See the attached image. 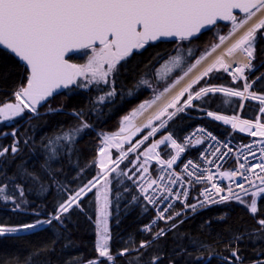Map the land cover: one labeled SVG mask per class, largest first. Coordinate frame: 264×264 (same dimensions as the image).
I'll list each match as a JSON object with an SVG mask.
<instances>
[{
    "label": "snow or ice",
    "instance_id": "1",
    "mask_svg": "<svg viewBox=\"0 0 264 264\" xmlns=\"http://www.w3.org/2000/svg\"><path fill=\"white\" fill-rule=\"evenodd\" d=\"M261 13H264V0H0V62L18 58L22 77V86L13 93L16 102L0 106V122L11 124L16 118H23L25 112L31 114L29 121L62 112L79 121L77 127H61L55 135L41 138L46 143L41 145L43 157L39 172L29 171L25 162H21L16 166V172L9 176L5 165H10L23 148L16 129L0 134V139L8 135L13 137L10 145L0 146V202L5 206L11 203L13 213H27L25 206L30 201L26 192L32 189L24 183H17V180L39 184L38 195L43 196L49 191V186L42 182L47 176L51 177L56 189L51 212L33 211L34 222L16 225L0 222V241L25 239L21 233L32 236L46 232L54 227L55 222L59 225L55 229V239L51 241L55 245L64 235L59 229L67 230L65 221L71 220L73 211L87 214L83 204L92 193L96 202L95 251L98 255L84 264H116L117 256H131L127 264H144V253L140 250L146 251L154 244L159 248L157 241L184 223L181 217L187 218L188 209L195 213L209 205L235 200L255 215L258 204L264 202V122L261 119L264 116V94L252 90L261 78L249 81L248 73L255 70L253 61L257 43L264 40V15L251 23ZM225 27L228 29L226 33L221 31ZM205 32L213 33L214 42L200 50L198 45L194 46V41L199 40ZM233 37L236 38L232 40ZM229 40L232 42L224 47ZM156 43H170L175 47L167 53H157L154 62L146 65L155 68L153 79L146 78L148 72H144L125 93L118 85L120 69H126L133 55H142L144 50L155 47ZM237 54L244 60H237ZM77 55L86 56V61L70 62ZM176 70L180 74L171 79ZM221 73L230 76L233 85L243 81L242 89L213 83L223 78ZM24 74L26 84L23 83ZM161 83L162 88L159 86ZM182 83L179 91L172 94ZM92 90L100 94L91 97L86 107H74L71 112H66L63 105L53 108L50 104V98L55 95ZM143 90H150L151 98L140 102L124 115L117 131L97 132L95 124L89 122L90 115L102 120L105 107L112 105L108 107V114H111L116 106H122L126 99L135 98ZM218 93L224 97H238L242 101H259L261 115L253 121L208 110L207 106ZM224 102L229 103L228 100ZM45 104L49 106L42 113L40 109ZM149 110L153 111L147 120L137 124V119ZM192 110L230 125L233 131L261 139L237 146V167L223 170L222 162L234 152L232 139L220 141L201 126L186 135L183 142L178 140L172 124L181 114L190 117ZM144 130H147L146 134ZM90 132H96L99 139L96 156L80 167L76 145L80 138ZM138 133L142 134V138L133 142V137ZM158 134H161L159 139L152 140L141 150L146 141ZM29 139L24 140L25 147ZM205 144L207 147L201 149L197 160L184 162L186 150ZM113 149L118 153L115 157ZM31 155L39 157L34 150ZM65 156L73 169L79 170L71 180H58L56 174L61 169H54L53 163L60 162ZM73 156H76L75 161ZM249 156L257 162L250 163ZM204 165H214L215 173ZM174 166L180 171L177 172ZM93 168L97 171L91 175ZM89 175L91 179H88ZM217 176L220 181L216 180ZM253 177L259 184L254 182ZM225 179L229 181L227 188L221 186ZM245 182L252 189L251 192L245 187ZM73 184L75 187H72ZM197 185L207 186L201 188L194 198L195 203H188L190 189H195ZM125 194L131 196L126 211L139 206L140 215L143 216L151 209L155 210V216L141 229L144 233H151L152 238L141 241L138 247H125L114 255L110 250L109 231V217L113 213L109 209L112 207L119 212L121 201L126 199ZM249 195L250 202L245 199ZM177 201L183 207L169 214ZM42 216L45 218L41 219ZM159 221H163L167 227L152 232ZM257 224L258 229L232 236L226 248L232 244L237 247L231 248L230 256L216 254L213 250L207 259L196 256V264H211L213 258L221 264H233V258L235 264H244L238 245L245 235L264 239V218L258 219ZM204 226H208L207 223ZM64 238L67 240L66 236ZM127 242L134 244V235H130ZM70 243H65L64 249H68ZM200 246L210 247L203 243ZM39 254H30L25 264H32L33 257ZM256 255L258 259L252 264H264V258H259L264 257V253L257 251ZM161 259L162 254L153 255L147 264H159ZM67 264L76 262L69 260Z\"/></svg>",
    "mask_w": 264,
    "mask_h": 264
},
{
    "label": "trees",
    "instance_id": "2",
    "mask_svg": "<svg viewBox=\"0 0 264 264\" xmlns=\"http://www.w3.org/2000/svg\"><path fill=\"white\" fill-rule=\"evenodd\" d=\"M221 31L226 33L228 29L225 27ZM213 42V33L205 32L199 37V40L194 41V46L198 45L200 50H203ZM174 47L170 43H156L155 47H148L147 50H144L142 55H133L129 59L126 69L123 67L120 69L119 87L126 93L144 72H148L146 78L153 79L155 68L146 67V65L154 62L153 58L157 53H167ZM197 55H199V52H197ZM255 56L253 64L256 68L253 72L248 73V79L249 81H256V78L260 77L261 79L256 81L252 90L259 94H264V40L258 41ZM71 61L83 63L84 56H73ZM156 66L158 67L159 65ZM179 74V70H176L171 79H175L176 75ZM220 75L223 78L214 80L213 83L242 88L240 82H238V85H233L229 76L225 73H221ZM21 81V68L18 59L0 62V102L6 99H13L14 91H16L19 85H22ZM25 82L26 74L23 77V83ZM153 82L155 83L154 80ZM159 86L162 88L163 83ZM99 94L94 90L90 92L82 91L72 95L60 94L51 98L50 104L53 108L63 105L66 112H71L74 107H86L90 98ZM150 98L151 91L143 90L135 98L126 99L122 106H116L111 114H108V107H112V105L105 107L103 110L104 118L102 120H97L95 115H90L89 122L95 124L97 132L105 131L111 133L117 131L121 118L140 102ZM225 100H228L229 103H225ZM116 101L117 105H119V97L116 98ZM242 103L243 108L241 107ZM242 103L236 98L216 94L215 99L207 106V109L212 111L218 110V113L224 114H236L239 111L242 117L255 118L259 104L251 100H243ZM48 106V104H45L40 111L44 113ZM30 115V113H26L23 118L17 119L9 125L0 123V134L8 133L13 129L17 130V138L23 148V151L17 155L10 165H5L9 176L16 172V166L21 162H25V166L29 171L35 170L39 172V164L42 163L43 157L41 145L42 143H46V140L42 141L41 138L55 135L61 127L67 129L68 127H77L79 125V121L74 120L71 115H64L63 112L43 115L39 119L29 121L28 117ZM198 124L205 125L220 136L226 135L230 129L229 125H224L221 121H215L210 117H206V115H201V113L195 110L190 111V117L181 114L174 120L172 127H174L178 134V140L181 142L186 132ZM25 139H29L26 147L23 144ZM12 140L13 137L8 135L6 138L0 139V146L10 145ZM98 145L99 139L96 136V132H90L79 139L76 148L79 150L80 167H83L85 163L95 158ZM33 150L39 154L38 158L31 155ZM168 151L171 152L172 150L169 148ZM194 152L195 148L186 150V154L183 157ZM164 158L167 157L165 156ZM9 159H11L10 153ZM73 160H76V156H73ZM53 168L61 169L56 174V179L58 180H65V178L71 180L79 170L78 168L73 169L68 163L66 156L60 162H54ZM96 171L97 169L93 168L91 175H94ZM91 175L88 176V179H91ZM42 182L49 186V191L43 196L38 195L40 191L39 184L17 180V183H24L32 189L30 192H26L27 199L30 201L25 206L27 213H13L11 211V203L5 206L3 202H0V222H6L11 225H16L20 222H34L35 217L31 215L33 211L51 212L56 200V189L51 183V177L45 176ZM72 187H75V184ZM16 195L18 197L19 193L17 192ZM125 195L126 199L121 201L119 212H116L112 207L109 209L113 213L109 217V231L111 234L110 250L114 255L125 247H138L141 241L152 238L151 233H144L141 231V227L148 224L154 217L153 210L151 209L143 216L140 215L141 209L139 206H133L126 211L125 207L131 196ZM195 197V194L190 196L188 203L194 202ZM83 207L87 214L79 210L73 211L71 213V220L65 221L67 230L64 228L59 229L64 235L57 240L55 245L51 244V241L55 239V229L59 228V225H56L55 222L54 227L49 228L46 232L32 236H28L27 233H21L20 235L25 236V239L0 241V264H25L26 258L34 252H39L40 254L33 257L32 264H67L69 260L76 262V264H84L88 259L96 257L98 254L95 251L97 226L94 193L89 194L88 198L84 201ZM117 217L119 218V222H117ZM40 218L43 219L45 217L42 216ZM260 218H264V202L258 204V212L255 215L251 214L245 205L237 201L212 205L200 209L195 213H189L188 211L186 219L181 217V219H184V223L180 224L177 229L169 232L166 237H162L157 241V244L160 245L159 248L154 244L146 251L144 249L140 250L144 253L142 261L144 264H147L153 255L162 254L159 264H170V262L171 264H196V256L201 255L206 258L213 250L216 254L230 256L231 248L237 247L236 244H232L226 248L232 236L237 233L243 234L246 230L251 232L252 229H258L257 220ZM206 223L208 226L202 227ZM160 227H167V225L159 221L157 227L152 229V232L157 231ZM130 235H134V244L127 242ZM65 236L67 240L64 238ZM253 240H255V243H253ZM69 241L71 242L70 247L64 249L65 243ZM192 241H197L198 243L193 244ZM200 243L209 245L210 247H201ZM238 247L239 254L244 258V263L253 262L258 259L256 255L257 251L264 253V239H256L255 236L245 235L244 239L239 242ZM132 255L134 256L135 253ZM129 259H131V256H117L116 264H127ZM211 264H221V262L213 258ZM233 264H235L234 258Z\"/></svg>",
    "mask_w": 264,
    "mask_h": 264
},
{
    "label": "built area",
    "instance_id": "3",
    "mask_svg": "<svg viewBox=\"0 0 264 264\" xmlns=\"http://www.w3.org/2000/svg\"><path fill=\"white\" fill-rule=\"evenodd\" d=\"M256 101H257V100H256ZM258 102H259V101H258ZM258 115H261V114L259 113V110H258V112H257L256 117H257ZM229 116H232V115H229ZM236 116H239L241 119H246V118H242L239 114H236ZM256 117H255V119H256ZM262 117H264V116H262ZM262 117H261V119H262ZM255 119H252V120L255 121ZM249 120H250V119H249ZM262 122H264V121L262 120ZM201 126L205 127V128L207 129V131H210V132H212L214 135H216L220 141H224L226 138H228V139H232V140H233V144H232L231 146L233 147L234 152H233V154H231V155L229 156V158H228L226 161L222 162V164H223V170L235 169V168L237 167L236 158H235V148H236L237 146H239V145H241V144L247 145L248 143H250V142H252V141H254V140L261 139V138H259V137H250V136L247 135V133H240V132H238V131H233L232 128H230V131H229L226 135H224V136H220V135H218L217 133H215L214 131H212V130H210L209 128H207V127H206L205 125H203V124H199V125H196V126L190 128V129L186 132L185 136L188 135V134H190V133H192L197 127H201ZM229 133H231V136H229ZM235 133H237V134H235ZM185 136H184V137H185ZM184 137H183V140H184ZM182 142H183V141H182ZM203 147H207V144H205V145H203V146H200V148H195V152H194L193 154H190V155H188V156L183 157L184 162H186L188 159L197 160V159L199 158V156H200V151H201V149H202ZM222 150H223V151H226V149H222ZM257 156H259V152H258V151H257ZM212 158H213V157H209V159H212ZM248 159H249L250 163H256V162H257V160L253 159V157H251V156H249ZM240 162L242 163V162H243V159H241ZM178 163H180V161H178ZM204 166H205V167H209V168H211L212 171H213V173H215V171H216V167H215L214 165H204ZM181 167H182V165H181ZM174 169H175V166H174ZM175 170H176L177 172L180 171V169H175ZM150 174H151V173H150ZM185 179H187V178H185ZM216 180H217V181H220V178L217 176V177H216ZM253 180H254V182H255L256 184H259V181H256V180H255V177H253ZM228 184H229V181H228L227 179H225V180H223V181L221 182V186H222V187H225V188H227ZM205 186H207V185H197V186L195 187V189H190L191 196H192L193 194H195V196L197 197V195H198L199 191L201 190V188H203V187H205ZM175 187H179V186H175ZM245 187L249 188V189H250V192H251L252 189L250 188V186H249L246 182H245ZM234 190H235V191H240L239 189H234ZM247 197H251V195H249V196H247ZM201 199H202V198H201ZM195 202H196V201H195ZM195 202H194V203H195ZM177 205H179L181 208L183 207V206L177 201V202H175V207L171 210L172 212H175ZM209 206H211V205H209ZM153 211L155 212L154 209H153ZM187 211H191V209H188ZM155 214H156V213H155Z\"/></svg>",
    "mask_w": 264,
    "mask_h": 264
},
{
    "label": "bare ground",
    "instance_id": "4",
    "mask_svg": "<svg viewBox=\"0 0 264 264\" xmlns=\"http://www.w3.org/2000/svg\"><path fill=\"white\" fill-rule=\"evenodd\" d=\"M260 15H264V13L259 14L256 18L253 19V21H252L251 23H255L256 20L259 19ZM238 35H239V33H237V36H238ZM235 38H236V37H233L232 40H234ZM232 40H229L228 42H226V44L224 45V47H227L228 44H230V43L232 42ZM236 59H237V60H240V61H243V60H244V58H243L242 56H240L239 54H237ZM185 82H186V81H185ZM182 86H183V83H182L181 85H178V86L174 89V91H173L172 94H174L175 91H179V88L182 87ZM152 111H153V110H149L148 112L144 113L143 116H141V117H139V118L137 119L136 123H137V124H141V123L145 122V121L147 120L148 116L151 115V112H152ZM179 210H181V207H180V206L177 207L175 211H179ZM187 212H188V211H187ZM189 213H190V212H189ZM142 227H143V226H142ZM142 227H141V229H142ZM248 263H249V262H248Z\"/></svg>",
    "mask_w": 264,
    "mask_h": 264
},
{
    "label": "rangeland",
    "instance_id": "5",
    "mask_svg": "<svg viewBox=\"0 0 264 264\" xmlns=\"http://www.w3.org/2000/svg\"><path fill=\"white\" fill-rule=\"evenodd\" d=\"M86 59H87V57L84 56V61H83V63L86 61ZM74 63H76V62H74ZM254 66H255V65H254ZM255 68H256V67H255ZM252 72H253V71H252ZM250 73H251V72H250ZM230 81H231V83H232L231 78H230ZM217 85H220V84H217ZM20 86H22V85H19L18 87H20ZM218 94H220V93H218ZM220 95H223V94H220ZM233 98H236V99H238L239 101H241V99L238 98V97H233ZM15 121H16V120H15ZM13 123H14V122H13ZM5 124H6V125H9V122H5ZM11 124H12V123H11ZM12 131H13V130L9 131L8 133H11ZM146 131H147V130L144 131V134H146ZM161 134H163V133H161ZM161 134H158L156 137L150 138L149 141H146L145 145H143V146L141 147V150H143V147H146L149 143H151L152 140H154V139H159ZM140 138H142V134H141V133H140V134L138 133L135 137H133V142H135V140L140 139ZM125 147H127V146H125ZM112 151H113L114 157H115V155H118V153L116 152L115 149H113ZM133 158H134V154H133ZM126 162H127V161H126ZM153 166H154V162H153ZM153 166H150V167H153ZM155 167H158V166H155ZM151 174H153V173H151ZM245 199H246V198H245ZM246 201L250 202L251 199H250V198H249V199H246ZM243 205H244V204H243ZM162 222H163V221H162ZM96 241H97V239H96Z\"/></svg>",
    "mask_w": 264,
    "mask_h": 264
},
{
    "label": "water",
    "instance_id": "6",
    "mask_svg": "<svg viewBox=\"0 0 264 264\" xmlns=\"http://www.w3.org/2000/svg\"><path fill=\"white\" fill-rule=\"evenodd\" d=\"M221 23H223V22H221ZM66 58H68V56L66 55ZM18 59V58H17ZM71 62V61H70ZM72 63H74V62H72ZM25 84H26V82H25ZM56 96V95H55ZM51 99V98H50ZM8 102H11V103H15L16 101H15V99L14 100H10V101H7V102H4V103H8ZM4 103H2V104H0V106H3V104ZM209 257V255L205 258V259H207ZM244 264H252V262H249V263H244Z\"/></svg>",
    "mask_w": 264,
    "mask_h": 264
}]
</instances>
